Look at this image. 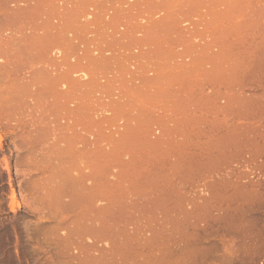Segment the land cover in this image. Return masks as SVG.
I'll use <instances>...</instances> for the list:
<instances>
[{"label": "rangeland", "instance_id": "rangeland-1", "mask_svg": "<svg viewBox=\"0 0 264 264\" xmlns=\"http://www.w3.org/2000/svg\"><path fill=\"white\" fill-rule=\"evenodd\" d=\"M37 2L0 0V264H264V0Z\"/></svg>", "mask_w": 264, "mask_h": 264}, {"label": "bare ground", "instance_id": "bare-ground-1", "mask_svg": "<svg viewBox=\"0 0 264 264\" xmlns=\"http://www.w3.org/2000/svg\"><path fill=\"white\" fill-rule=\"evenodd\" d=\"M37 1L39 2V0H37ZM40 1H41V0H40ZM38 2H37V3H38ZM39 3H40V2H39ZM37 5L39 6V4H35V7H36ZM40 8H42V7H41V4H40L39 8L36 7L35 9H39V10H40ZM16 10H17V11L13 10V11L16 12V13H15L16 15H17V13H19L18 15H20V14L23 15V13H24V12L22 11V10H23V7L18 8V9H16ZM13 11L10 12V14H8V12H7L6 14H8L9 17H10V16H13V15H14V17H15V14H13ZM40 11H41V10H40ZM40 11H37V12H36V13L39 12V13H38L39 15L37 14V16H39V19H40V17L42 16V15L40 16ZM21 12H23V13H21ZM41 13H42V11H41ZM8 15H6V17H7ZM18 15L16 16L17 19H18V17H19ZM22 15H21V16H22ZM35 15H36V14H35ZM37 16H36V18H38ZM12 18H13V17H12ZM19 18H21V17H19ZM9 19H11V17H10ZM39 19H38V20H39ZM41 19H42V17H41ZM11 20H15V18H13V19H11ZM38 22L40 23L41 20L38 21ZM38 22H37V23H38ZM37 23H36V24H37ZM39 23H38L37 25H40ZM28 24H30V23H28ZM36 24H35V25H36ZM26 25H27V24H26ZM26 25H25V27L27 28L28 26L30 27L31 24H30V25H27V26H26ZM29 27H28V28H29ZM31 27H34V26L31 25ZM23 95H24V94H23ZM25 95H26V94H25ZM25 95H24V96H25ZM19 96H20V95H19ZM24 96H23V97H24ZM20 98H21V97H19L18 99L20 100ZM36 124H37V122H36ZM36 126L38 127V128H37V129H38V132L41 131V129L39 130V127H40V126H38V124H37ZM50 128H51V126H50ZM53 128H56V126H54ZM53 128L51 129L53 133H51L50 131H49V132L47 131L48 133H51V134H50L51 137H50V136H49V137L46 136L48 139L50 138V139H49V143H48V139H46L45 136H44L45 139H44V137H43V138L40 137V136H43V135H41V133L43 134L42 131H41V133L39 134V135H40V136H39L40 138H39V137H36V139L33 138V140L35 139V140L37 141V139H38V141H39V139H40L39 143L42 142L41 140H47V146H49V147H48L49 150L47 149V147H46V149H47L48 151H52V152H53V150H55V149H56V151H57V149L61 146V144H63V145L61 146L62 148H63V146H65V147L67 148L68 145H69V143L71 142V140L68 139L69 136H68L67 139L70 140V142H68L67 139L63 138V135L66 133V129L63 130V127H62L61 129L59 128L60 131L58 132V131L55 130V129L53 130ZM42 129H44V128H42ZM48 130H50V129L48 128ZM61 130H62V132L65 131L64 134H62ZM56 131L59 133V135H56V136H58V139H60V140H59L60 142L62 141L60 145L57 144L56 142L52 141V140L56 137V136H54V134H56ZM35 132H36V131H35ZM38 132H37V133H38ZM45 132H46V130H45ZM54 132H55V133H54ZM67 132H69V131H67ZM58 133H57V134H58ZM44 134H45V133H44ZM60 134H61V135H60ZM66 134H67V133H66ZM66 134H65V135H66ZM33 135H34V134H32V137H33ZM45 135H48V134H45ZM65 135H64V137H65ZM67 135H69V133H68ZM86 135H87V137H86V139H85V143H83V147L88 148V147L90 146V138H89V136H90V132H89V130L87 131V134H86ZM29 136H30V135H29ZM37 136H38V135H37ZM60 136H61L62 140H61ZM30 137H31V136H30ZM32 137H31V140H32ZM66 137H67V136H66ZM52 138H53V139H52ZM26 139L29 140V138H26ZM58 139H57V140H58ZM63 139L65 140V142L63 141ZM33 140H32V141H33ZM54 140L56 141V139H54ZM25 141H26V140H25ZM32 141H30V142H32ZM36 141H34V143L39 144V143H37ZM59 141H58V143H59ZM66 141H67V142H66ZM28 142H29V141H28ZM30 142H29V143H30ZM44 142H45V144H46V141H44ZM50 142H53V144H51ZM34 143H33V144H34ZM55 143L57 144V147H58V148H57L56 146H54ZM41 144H42V143H41ZM24 145L27 146V144H24ZM30 145H32V143H31ZM30 145H28V146H30ZM50 145H51V146H50ZM52 145L55 147V149L53 148ZM71 145H72V144H71ZM84 145H85V146H84ZM28 146H27V148H28ZM35 146H36V145H34V147H35ZM39 146H40V145H38V147H39ZM44 146H45V145H44ZM31 147L33 148V145L30 146V149H31ZM40 147H41V146H40ZM51 147L53 148V150L51 149ZM71 147H72V146H71ZM71 147H70V145H69V148H71ZM41 148H42V147H41ZM72 148H73V147H72ZM46 149H45V150H46ZM50 149H51V150H50ZM60 149H61V148H60ZM27 150H29V149H27ZM39 150H41V149H39ZM42 150H43V149H42ZM67 150H68V148H67ZM87 150H88V149H87ZM37 151H38V150H37ZM48 151H46V152L48 153ZM58 151H60V150L58 149ZM58 151H57V152H58ZM61 151H62V153L67 152V151H65V149H63V150H61ZM61 151H60V152H61ZM63 151H64V152H63ZM69 151H72V150H68V153H69ZM41 152H42V151H41ZM46 152H45V153H46ZM52 152H51V153H52ZM60 152H59V153H60ZM39 153H40V152H39ZM54 153H56V152H54ZM62 153H60V154H62ZM42 154H43V152H42ZM70 154H72V152L69 153L68 155H70ZM43 155H44V154H43ZM46 155H48V154H46ZM63 155H64V156H63ZM65 155L67 156L66 153H65V154H62V156L65 157V159L62 158V159L64 160V161H62V163L65 162V160L67 161L68 158H69V156H67V159H66V156H65ZM44 156H45V155H44ZM59 157H60V156H59ZM59 159H60V158H59ZM70 161H71V160H68V164L71 163ZM69 162H70V163H69ZM89 165H90V164H87V165L85 166V169H87V172H86V173L84 172V171H86V170H84V169H83V172L81 171L82 168H80V170L77 171V170H76L77 167H75V166H74V167H70V166H73L72 164H71L70 166L67 165V168H68V169H66V171H67V170L69 171V172L67 171V172H68L67 174L65 173V172H66L65 170H64V173H65V174H64V173L62 174L63 170H62V172L59 171V170L65 168V167H61V169H58V168L56 167V169H57L59 172H58L56 169H54V171H53V172L56 171L55 173H57V172H58V173H61V175H63V176L66 175V176H64V178H63V176H61V178H63L62 180H60V178H59L60 181H59V180H58V181L61 182L62 184L59 183V185H60L59 187H61V188H56V187H55V188H56V190H55L56 192L54 193L55 196L59 195V196L61 197V193L58 194L57 192H58V191H59V192L63 191V192L65 193V196H63V197L68 196L67 199H66V200H63V201H66V203L69 202V205L72 204L71 207H74V205H73L74 203H73V202L77 203V206L79 205V203H80V206H81V204L83 205L82 202H84V204H85V203L88 204L87 206H86V204L84 205V212H83V210H82V211L78 212V214H75V213H77V212H75V213H72V214L69 215L70 218H67V219H68L69 221L72 220V222H69V223H71V225H72V223H76V225H77L78 223H77L76 221H78V222L82 221V223L80 222V223L78 224V225H82V224L86 221V220L84 221V219H87V217H88L89 221H90V218H91V219L93 218L91 215H90V217H89V214H87L88 211H90L89 209L91 208V206L88 207V206L90 205V203L88 202V201H89V197H90V195H92V194L90 193V192H91L90 190H91V187H92V186H91V183H92V181H91V177H92V176H91V173H89ZM69 168H70V169H69ZM78 169H79V168H78ZM81 172H82V173H81ZM55 173H54V174H55ZM58 173H57V175H55L56 177L58 176ZM79 173H80V174H79ZM59 175H60V174H59ZM81 175H82V177H81L80 180H79L78 177H80ZM90 176H91V177H90ZM59 177H60V176H59ZM77 179H78V180H77ZM81 180H82V181H81ZM55 184H56V182H55ZM51 188H54V186H51ZM58 189H59V190H58ZM53 190H54V189H52V190H51V189H50V190H45L46 193H44L45 195H43V196L45 197V196L47 195V196H46L47 199H48V198L51 199L52 196H53L52 199H53L54 201L56 200L55 202L59 203L58 201H59V198H60V197L57 196L56 199H55V197H54V195H53V192H54ZM57 190H58V191H57ZM60 190H61V191H60ZM84 190H85V191H84ZM47 191H49V192H47ZM51 191H53V192L50 193ZM83 191H84L85 193H84ZM64 193H63V194H64ZM50 194H51V195H50ZM56 194H57V195H56ZM48 196H49V197H48ZM88 196H89V197H88ZM50 197H51V198H50ZM63 197H62V198H63ZM68 198H69V199H68ZM49 199H48V202H49ZM71 199L73 200V202H72V201H69V200H71ZM53 200H50V202H53ZM67 200H68V201H67ZM90 200H91V199H90ZM50 202H49V203H50ZM55 202H54V206H53L52 203H50V204H52L51 206H53L52 209H54V207L56 206L55 209H54L53 211H56V212L58 213L57 216L61 217V216L63 215V214H62L63 212L60 211V213H59L58 208H57V206H58L59 204H57V203H55ZM49 203H48V204H49ZM66 203H65V204H66ZM70 203H71V204H70ZM11 204H13V202H12ZM56 204H57V205H56ZM60 204H62V203L60 202ZM65 204H62V205H65ZM75 206H76V205H75ZM59 207H60V205H59ZM62 207H63V206H62ZM86 207L88 208V211H87V208H86ZM14 208H15V207L12 205V209H14ZM56 208H57V209H56ZM64 208H65V207H64ZM60 209H61V208H60ZM61 210H62V209H61ZM65 210H66V209H65ZM92 210H93V209H92ZM92 210L90 211V214H91V212H93ZM71 211H72V210H71ZM86 212H87V213H86ZM59 214H61V216H60ZM80 214H82V215H83V214H85V215L87 214L88 216L86 215L87 217L84 218L85 215H84V217H82V215H81V217L84 218V219L80 218V221H79V219L77 220L76 218H79ZM101 215H103V214H101ZM65 216H66V214H65ZM67 216H68V215H67ZM67 216H66V217H67ZM73 216H74L75 219H76L75 222H74V220L72 219ZM76 216H77V217H76ZM95 217H96V216H95ZM101 217H102V216H101ZM57 218H58V217H57ZM102 218H103V217H102ZM81 219H82V220H81ZM88 219H87V221H88ZM93 219H94V218H93ZM93 219H92V220H93ZM83 221H84V222H83ZM87 221H86V222H87ZM86 222H85V223H86ZM93 222H94V220H93ZM93 222H92V223H93ZM76 225H75V226H76ZM90 226H91L90 228H92V225H90ZM78 227H79V226H78ZM71 228H72V226H71ZM86 228H87V227H86ZM73 229H74V228H73ZM73 229H72V230H73ZM84 229H85V228H84ZM86 230H87V229H86ZM90 230H91V229H90ZM74 231H77V228H76V230H73V232H74ZM82 231H83V230H82ZM79 232H80V231H79ZM86 233H88V231H87ZM83 234H84V233H83ZM88 235H89V234H88Z\"/></svg>", "mask_w": 264, "mask_h": 264}]
</instances>
